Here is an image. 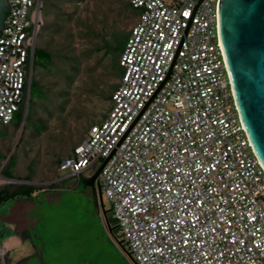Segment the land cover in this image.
<instances>
[{"label":"built area","instance_id":"obj_1","mask_svg":"<svg viewBox=\"0 0 264 264\" xmlns=\"http://www.w3.org/2000/svg\"><path fill=\"white\" fill-rule=\"evenodd\" d=\"M129 1L137 17L110 111L60 171L80 180L105 163L95 184L135 264H264V165L231 86L222 0ZM8 2L0 127L30 100L43 24V0Z\"/></svg>","mask_w":264,"mask_h":264},{"label":"rangeland","instance_id":"obj_2","mask_svg":"<svg viewBox=\"0 0 264 264\" xmlns=\"http://www.w3.org/2000/svg\"><path fill=\"white\" fill-rule=\"evenodd\" d=\"M61 6L70 14L77 9L72 20L54 14L53 8L48 9L46 1L43 2L40 15L45 26L39 33V47L45 46L55 54L69 52L80 72L68 97H64L58 94L65 87L63 78L52 68L41 69L39 77L48 86L51 100L48 109L40 111L47 122L46 132L33 137L44 126L33 106L19 147L16 144L23 128L10 143L0 140L2 147L7 145L6 154L15 152L18 161L15 175L28 176L31 166L34 185L45 187L31 199H20L21 205L16 206L15 201L0 205V249L8 251L10 264H135L124 235L111 217V201L104 193L101 198L97 184L95 190L85 184L102 162L82 173L81 182L70 177L69 171L53 166V162L72 155L73 148L86 139L90 127L103 122L109 111L107 97L119 78L111 58H104V51H97L103 45L97 34L102 28L110 31L113 15L109 11L117 10L120 0H83L77 5ZM131 27L132 21L121 23L126 32ZM54 66L63 67L61 58L55 59ZM38 72L36 66L35 78ZM8 129L13 135L15 125ZM13 206L17 218L23 213L21 230H11L1 220V214L9 213Z\"/></svg>","mask_w":264,"mask_h":264},{"label":"water","instance_id":"obj_3","mask_svg":"<svg viewBox=\"0 0 264 264\" xmlns=\"http://www.w3.org/2000/svg\"><path fill=\"white\" fill-rule=\"evenodd\" d=\"M11 12L8 0H0L1 35ZM218 21L220 42L238 112L257 156L264 165V0H222ZM29 102L23 123L26 121ZM104 165L87 183L93 190Z\"/></svg>","mask_w":264,"mask_h":264},{"label":"trees","instance_id":"obj_4","mask_svg":"<svg viewBox=\"0 0 264 264\" xmlns=\"http://www.w3.org/2000/svg\"><path fill=\"white\" fill-rule=\"evenodd\" d=\"M44 1H46V7L48 9H50V7L53 8L54 14L61 15L62 17L67 18V19L70 18L72 20V17H74V15H76L77 13V9H75L70 14L66 12L65 8L61 6V4L66 3V4L77 5L79 2L83 0H43V2ZM109 12L112 13L113 15V22H112L111 27H109L110 31H108L107 28L106 29L102 28V31L99 34H97V35H100L103 41V45L100 48H98L97 51H104L103 57L111 58L112 68L114 69L115 75L119 78V81H120L122 73H123L120 67V59H121V56L123 54L127 40L131 32V29L129 32L122 30L121 23L132 21V26H133L135 23L136 17H137V11L133 9L129 0H120L119 8L115 11L111 10ZM109 12L105 13V17L107 19L109 18ZM44 26L45 24L43 23L41 30ZM57 30H58V27H55L54 32H57ZM56 58H61L63 62L62 68L57 69L54 66V61ZM74 61H75V58L69 52H67V54H55L45 46L39 47V43L37 42V48L35 50V58H34V75H33V80L31 83L30 102H29V109H28L26 121L23 123L24 116H25V110H26V96H25V100L23 104L20 106L18 112L15 114L13 122L9 125V126L13 124L15 125L14 134L13 135L10 134V130L8 129L9 126L0 127V140L4 144L10 143L13 136L19 133V131L22 130L21 128H23L19 142L18 144H16V147H19V144L22 141V136L25 134V129H26L25 125L29 122L31 118L30 116H31V110L33 106H36L37 108L36 117L38 118V121L44 125L42 126L41 129L36 130L33 137L36 138L37 136L46 132L47 122H45L46 120L44 119V117L41 116L40 111L45 108L48 109L47 104H49L51 100L49 99V96H48V92H49L48 86L46 84H43L41 78L39 77L40 70L43 68L44 69L52 68L54 71L58 72V74L63 78L65 82V87L60 92H58V94L64 97H68L70 89L73 86V83L77 75L80 72L79 67L76 64H73ZM36 66L39 67L37 78H35V67ZM118 86H119V83L112 87V91L107 97L109 101H111L112 95L117 90ZM109 111H110V107H109ZM107 115L105 119L107 118ZM93 126H91L90 129ZM79 146L80 145L75 146L73 148L72 155H70L68 158L59 159L53 162L54 164L53 166L56 168L58 167L59 169L60 164L64 160L73 157L75 153V149L78 148ZM4 150H7V145L5 147H2L0 145V168L3 166V169L1 171V176L13 182L0 184V205L5 204L9 201H15L17 199H31L38 190L45 189V187L41 188L40 186H37L34 184L18 183L17 181L34 182L35 180L32 177L34 176L33 175L34 171L32 170L30 166L29 167L30 173L28 176L17 177L15 175V171L18 168V161L15 158V152L9 155V154H6ZM89 180L90 179L85 180L86 185L89 182ZM80 182H81V178H80ZM110 230L111 232L113 231V229L111 228ZM5 263L10 264L9 259H8V253L5 256Z\"/></svg>","mask_w":264,"mask_h":264},{"label":"crops","instance_id":"obj_5","mask_svg":"<svg viewBox=\"0 0 264 264\" xmlns=\"http://www.w3.org/2000/svg\"><path fill=\"white\" fill-rule=\"evenodd\" d=\"M23 200L17 199L15 200L16 206L17 204L21 205ZM23 204V203H22ZM16 206H13L9 213H3L1 214V220L4 222L5 226L10 228L11 230H21L23 228V213L20 214L17 218V211ZM21 210V209H20ZM20 218V219H19ZM21 226V227H20ZM9 254V253H8Z\"/></svg>","mask_w":264,"mask_h":264},{"label":"clouds","instance_id":"obj_6","mask_svg":"<svg viewBox=\"0 0 264 264\" xmlns=\"http://www.w3.org/2000/svg\"><path fill=\"white\" fill-rule=\"evenodd\" d=\"M13 182V181H12Z\"/></svg>","mask_w":264,"mask_h":264}]
</instances>
